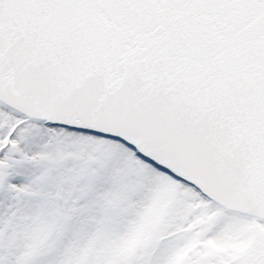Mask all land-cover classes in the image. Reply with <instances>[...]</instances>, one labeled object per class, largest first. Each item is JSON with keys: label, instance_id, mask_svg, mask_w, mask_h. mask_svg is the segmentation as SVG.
Returning <instances> with one entry per match:
<instances>
[{"label": "snow or ice", "instance_id": "1", "mask_svg": "<svg viewBox=\"0 0 264 264\" xmlns=\"http://www.w3.org/2000/svg\"><path fill=\"white\" fill-rule=\"evenodd\" d=\"M0 264H264V0H0Z\"/></svg>", "mask_w": 264, "mask_h": 264}]
</instances>
